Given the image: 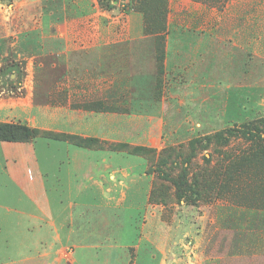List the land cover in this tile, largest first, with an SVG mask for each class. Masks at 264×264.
<instances>
[{"label": "rangeland", "instance_id": "obj_1", "mask_svg": "<svg viewBox=\"0 0 264 264\" xmlns=\"http://www.w3.org/2000/svg\"><path fill=\"white\" fill-rule=\"evenodd\" d=\"M104 43L141 50L127 53L139 58L126 64L132 83L124 102L68 101L53 80L36 82L27 96L28 71L51 80L60 75L62 50L70 56L72 45ZM28 102L121 113L131 135L128 142L89 137L97 142L79 147L125 156L136 172L128 171L126 202L111 206L114 227L82 230L95 236L90 242L42 241L52 257L63 264H264V0H0V105ZM7 119L0 124L28 127ZM28 128L34 138L15 143L39 142L43 131L72 146L67 137L87 139ZM257 135L258 145L249 140ZM101 200L76 202L97 207ZM102 230L110 239L98 241Z\"/></svg>", "mask_w": 264, "mask_h": 264}, {"label": "crops", "instance_id": "obj_2", "mask_svg": "<svg viewBox=\"0 0 264 264\" xmlns=\"http://www.w3.org/2000/svg\"><path fill=\"white\" fill-rule=\"evenodd\" d=\"M135 51L141 50L105 43L72 45V55L60 52L61 60L56 64L62 68L60 75L49 80L28 71L25 91L28 97L33 96V84L47 85L53 80L56 92L68 101L124 102L132 83L126 64L139 58L127 53ZM175 63L172 60L169 64ZM41 93L47 94L45 86ZM0 116L7 117V121L19 120L31 128L47 130L53 126L60 132L86 138L128 142V136L131 137L127 134L126 115L121 113L66 107L50 110L28 102L23 108L1 103ZM131 165V159L125 156L79 148L59 140L0 142V264H63L56 253L52 257V246L48 250L40 247L42 241L55 245L63 240L79 242L85 237L90 242L95 236H83L82 230L114 227L110 209L126 202L128 171L136 172ZM94 195L102 197L101 206L76 202L80 196ZM97 238L110 239V234L102 230Z\"/></svg>", "mask_w": 264, "mask_h": 264}, {"label": "trees", "instance_id": "obj_3", "mask_svg": "<svg viewBox=\"0 0 264 264\" xmlns=\"http://www.w3.org/2000/svg\"><path fill=\"white\" fill-rule=\"evenodd\" d=\"M36 134V131L29 129L28 127L24 125H11V124H0V142H16V141H26L30 138H34ZM242 136H248L246 133H242ZM40 138H45V139H51V140H58L57 136H54L53 132L51 131H43L41 135L39 136ZM70 142L78 147H81L82 144L88 143V142H97L96 139L92 138H77L76 136H70L67 137ZM73 140L76 141L73 143ZM249 140L252 141V143L258 145V142H261L263 138L259 135L257 136H251L249 137ZM107 147L110 150H115L117 147L123 149L126 153L131 154V155H136L138 152L145 151L144 148L141 147H130L126 144H119L117 146L116 144H107Z\"/></svg>", "mask_w": 264, "mask_h": 264}]
</instances>
